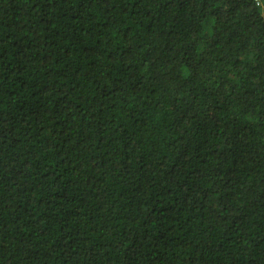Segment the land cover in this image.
Wrapping results in <instances>:
<instances>
[{"label": "trees", "instance_id": "obj_1", "mask_svg": "<svg viewBox=\"0 0 264 264\" xmlns=\"http://www.w3.org/2000/svg\"><path fill=\"white\" fill-rule=\"evenodd\" d=\"M0 264H264V0H0Z\"/></svg>", "mask_w": 264, "mask_h": 264}]
</instances>
